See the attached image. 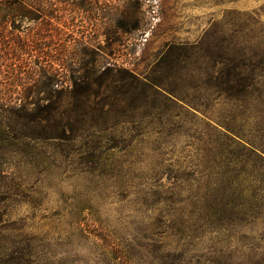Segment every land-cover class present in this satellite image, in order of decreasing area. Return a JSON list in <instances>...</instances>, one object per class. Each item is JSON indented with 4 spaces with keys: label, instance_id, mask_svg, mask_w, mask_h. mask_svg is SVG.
I'll list each match as a JSON object with an SVG mask.
<instances>
[{
    "label": "rangeland",
    "instance_id": "1",
    "mask_svg": "<svg viewBox=\"0 0 264 264\" xmlns=\"http://www.w3.org/2000/svg\"><path fill=\"white\" fill-rule=\"evenodd\" d=\"M1 3V264H264V170L230 184L227 161L198 148L214 126L253 137L264 123V0ZM241 61L252 80L236 95L213 76ZM108 66L179 102L120 81L114 93ZM88 71L108 113L41 140L37 105L72 107Z\"/></svg>",
    "mask_w": 264,
    "mask_h": 264
},
{
    "label": "trees",
    "instance_id": "2",
    "mask_svg": "<svg viewBox=\"0 0 264 264\" xmlns=\"http://www.w3.org/2000/svg\"><path fill=\"white\" fill-rule=\"evenodd\" d=\"M13 5L15 2H10ZM0 0V5H1ZM244 62H239L233 66H225L219 69V72H214L213 76L219 83L225 82L230 84L233 92L237 95L247 90V85L252 80L251 74L247 76L242 75L241 70ZM219 65L217 62L214 66ZM93 69V66H91ZM93 71V70H91ZM88 71L85 75L76 77L73 80L74 87L70 92L71 98L74 100L72 107H62L58 104H51L46 107H41L39 104L36 108L35 120L42 124H47L46 134H40V139L44 141L66 143L72 141L79 131L85 130L84 117L91 111L99 112L100 115L107 114L108 103H92L91 97L97 92L94 91L92 85L94 79H92V72ZM91 72V73H90ZM225 77V78H223ZM100 84L105 81H110L111 84L108 87L115 93L117 91V82L122 83V87H128V89H135L136 92L142 97H149L150 94L154 96H162L172 103L177 105V101L173 97V93L166 92L161 93L154 87V83L148 78H140L135 73L127 68H117L114 72V68L108 66L103 71V76L99 80ZM246 87V88H245ZM56 98L60 100L62 93L59 91H53L46 96L48 98ZM43 99V98H42ZM2 101V98H1ZM6 101V100H5ZM179 102V101H178ZM3 106L12 110H21L25 108L24 104L12 105L7 102H2ZM105 105V106H104ZM81 116V117H80ZM220 126H223L220 124ZM94 127H99L94 125ZM224 129H220L219 126H214V130L217 131L218 138L216 140H198L199 149L202 151L210 150L214 153L212 156V166H221L223 162L218 161L217 157L224 158L227 161L226 166L229 172L236 173L233 178L230 179V184L237 179L239 173H246L248 169H262L264 170V123L257 126L256 134L253 137L245 135L243 131H238L234 126L225 125ZM209 156V155H206ZM224 156V157H222ZM212 170L211 166H208ZM216 183V182H213ZM210 207V206H209ZM4 252L0 250V264L4 260Z\"/></svg>",
    "mask_w": 264,
    "mask_h": 264
}]
</instances>
